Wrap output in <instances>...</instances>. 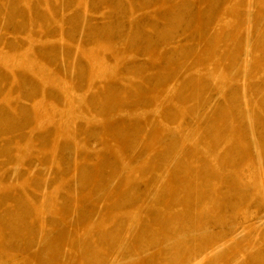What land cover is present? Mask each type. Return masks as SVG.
<instances>
[{"label": "rangeland", "instance_id": "1", "mask_svg": "<svg viewBox=\"0 0 264 264\" xmlns=\"http://www.w3.org/2000/svg\"><path fill=\"white\" fill-rule=\"evenodd\" d=\"M263 192L264 0H0L6 240L45 193L91 252L131 227L136 257L157 234L166 260L264 264Z\"/></svg>", "mask_w": 264, "mask_h": 264}, {"label": "bare ground", "instance_id": "2", "mask_svg": "<svg viewBox=\"0 0 264 264\" xmlns=\"http://www.w3.org/2000/svg\"><path fill=\"white\" fill-rule=\"evenodd\" d=\"M248 119L249 118H247V120ZM255 152L258 154V159H260L259 150L255 149ZM187 193L189 195V192ZM191 193L192 191H190V194ZM48 195L49 194L42 193V196L40 197L41 202H39V204L42 203V206L41 209L36 212L33 209L37 206L36 199L32 198L31 195L26 194L27 208L19 211L21 214L20 218H22L23 216L33 217L29 219H17L14 223H10L6 226L5 229L7 230L8 228L9 230L7 240L2 235H0V264H35L38 261H43L46 264H121L125 261H130L131 264H137L133 261H137L141 255L148 256L152 249H155L157 251L152 255L150 254V257L145 259V261L148 263H153L156 260H162L160 264H204L205 262L214 259L220 251L227 247L225 246L226 244H214L209 253H207L206 255H199V253H191L187 249V247L184 246L185 244L177 242L176 244H174V247H179V249H181V247H185L182 255H177V257H171L170 260H166L167 257H164L162 254L163 252L170 250V247L173 244H171L170 239L162 242L159 235L153 234V236H149L150 238L148 239H141V241H138V244L142 246L141 253L136 257L129 251L130 245L127 238L128 233L132 231V228L130 227L125 231L123 229L122 231L117 229L114 232H111V234L108 236V239L110 243H115L110 250H103L98 253L91 252V250H88V248L86 249V247L84 246V243L82 242L83 238H81L79 233L77 232V226L73 221L61 219L60 225L57 226V228L60 229V232L57 231L58 233L54 232L55 227H52L53 224L49 225L48 222L45 221L43 205ZM200 197H202V195ZM200 197L198 196V194L194 195L195 199H200ZM177 201H179V198L177 199ZM33 213H35V215H33ZM167 231L170 233L175 232V230L172 228L168 229ZM187 232L188 230L182 233L186 235ZM66 239H71L70 241H72V243L78 245L77 248H73L72 246L66 249L65 246H63V241ZM178 239L177 241H179ZM161 247H164V249L161 250Z\"/></svg>", "mask_w": 264, "mask_h": 264}]
</instances>
